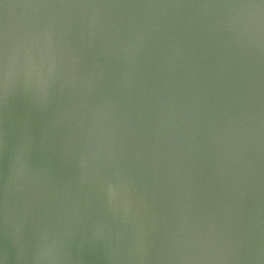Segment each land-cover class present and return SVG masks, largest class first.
Here are the masks:
<instances>
[{
    "label": "water",
    "instance_id": "95a60500",
    "mask_svg": "<svg viewBox=\"0 0 264 264\" xmlns=\"http://www.w3.org/2000/svg\"><path fill=\"white\" fill-rule=\"evenodd\" d=\"M0 264H264V0H0Z\"/></svg>",
    "mask_w": 264,
    "mask_h": 264
}]
</instances>
